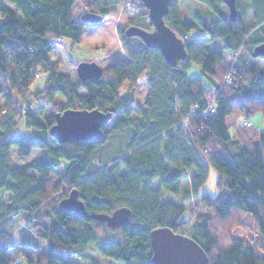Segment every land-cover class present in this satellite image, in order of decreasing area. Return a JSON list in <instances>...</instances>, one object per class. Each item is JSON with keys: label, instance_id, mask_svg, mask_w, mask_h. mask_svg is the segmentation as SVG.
<instances>
[{"label": "trees", "instance_id": "16d2710c", "mask_svg": "<svg viewBox=\"0 0 264 264\" xmlns=\"http://www.w3.org/2000/svg\"><path fill=\"white\" fill-rule=\"evenodd\" d=\"M77 1L83 14L104 17L112 7L138 3L142 11L130 17L129 26L153 30L149 9L140 0H0V189L11 192L9 202H0V264H12L17 244L29 264H74L70 258L77 256L88 257L80 264H101L87 255L92 244L117 264H151L152 230L169 226L180 232L187 212L195 217L188 235L204 247L208 264H264V132L244 122L231 134L226 124L230 114L248 118L264 111V68L259 65L264 57L252 56L264 42V0H237L235 20L224 0H198L210 11L194 18L182 17V0H172L165 18L186 43L185 60L171 66L159 49L122 29L127 57L105 67L100 79L86 81L64 73L51 55L64 40L75 47L93 25L76 20ZM220 40L224 51L210 47ZM226 54L238 55L239 62L227 67ZM194 64L202 76L189 75ZM145 73L150 90L135 110L129 103ZM42 74L48 77L45 84L35 85ZM29 94L52 113L37 114ZM20 101L28 107L20 108ZM71 108L113 112L112 129L133 133L126 151L111 159L98 157L97 150L109 141L105 128L102 140L57 142L50 127L57 113ZM23 116L32 131L15 135ZM13 148L20 155L34 148L44 154L16 165ZM64 163L62 177L55 179L52 170ZM211 167L218 171V187L228 189L223 196L200 190ZM190 171L191 186L183 193L182 178ZM74 186L90 213L127 206L130 221L110 228L61 208ZM249 212L252 225L244 219ZM17 217L33 230L19 243L11 235ZM220 222L231 229L227 237L217 233ZM239 227L244 234L236 237L232 231Z\"/></svg>", "mask_w": 264, "mask_h": 264}, {"label": "rangeland", "instance_id": "374dc122", "mask_svg": "<svg viewBox=\"0 0 264 264\" xmlns=\"http://www.w3.org/2000/svg\"><path fill=\"white\" fill-rule=\"evenodd\" d=\"M137 6L133 3L131 4V7H125V5L122 4L112 7L110 13L106 17H104V19L100 23L89 25L84 29V34L79 44H77L75 47H72V44H70L69 40H64L63 44L58 45L56 49L51 52L52 58L56 61H59L61 70L64 73L72 76L75 80L79 77L77 76V64L80 61H96L99 64H102L104 68L110 66L113 62L122 61L125 57H127V52H125L122 41H120V30L126 29L130 25V17H132V15H136L137 12L142 11L141 8L139 9L140 11H138ZM180 6L181 15L184 18H194V16H197V14L204 15L205 13H208V11H210L208 5H204L198 0H182L180 2ZM74 10L76 11V20L81 19L83 12H85V8H83L80 1H77L74 6ZM227 10L229 12L228 6ZM210 47L218 51H224L222 48L221 40L210 43ZM225 59V65L227 67H231L232 64L239 62L238 55L236 54H226ZM259 65L264 68V60L261 59L259 61ZM147 75L148 74L145 73V75H143L137 82L138 87L135 92V98L129 103V106H131L135 110L138 106H142L145 103L147 93L150 90L149 85L145 82ZM189 75L192 77H200L202 76V73L199 70V67L194 64L189 69ZM47 78V74H42L40 77H37L35 85L45 84ZM206 82L208 83V81ZM82 91H85V89H82ZM28 97L31 100V108H33V110L41 117L46 118L47 116H49V114L52 113V110H50V108L42 107L40 104H37L32 99V97H30V94ZM27 105V101H20V108L26 109L28 107ZM116 120L117 118L113 117V119L104 126V128L109 132V141L97 150L99 158H114L118 151H126L125 149H127L129 143L132 140L131 138L133 133H131L130 130L117 132L112 129V126L115 124ZM244 122H246L248 126L254 125L255 128L264 132V111H256V114H253L248 118L244 115H228L226 117L228 132L231 134L235 133V130H237L238 126L240 124H244ZM30 131H32V129L27 126L26 117L23 116L21 118H18L17 125L13 133L15 135L28 134V132ZM43 154V150H39L37 148L32 149L29 155L18 154L17 148H13L11 152L12 161L16 165L29 163L33 159L40 158V156H42ZM64 167L65 163L61 168H55L52 170V175L55 179H59L62 177ZM193 172L194 171H190L187 177L182 178L183 193L191 186V176ZM217 176V169L211 167L208 180L200 189L201 192L208 191L215 197L223 196L224 194H226L228 192V189H220L218 187ZM159 184L160 181L156 180L155 185L158 186ZM70 191L71 190H68L67 195L70 193ZM10 197V191L8 192L0 189V202H9ZM185 219L187 220V224L186 226H184V229L180 230V232L184 234H192L195 226V217L191 215L190 212H187L185 214ZM244 219L251 225L255 222L253 219V215L250 212L245 214ZM14 220L15 223L12 227L13 229L11 230V235L16 241H18L23 235H32L31 233L33 230H31V228L28 226L25 219H18L17 217ZM222 223L223 222L217 224V226L219 227L217 233L220 237H227L229 234H231V229L229 228V226H225ZM232 232H234V235L236 237L243 236L244 234L241 227L234 229V231ZM88 249L89 250L87 255H92V257L98 260V262H100L101 264H117L112 259H107L98 254L96 244L90 245ZM260 253L264 254V251L261 249ZM11 259L13 260L12 264H29L25 261L24 256L22 255L20 244H17V246L11 251ZM70 260L74 261V264H80L81 262H88V257L77 256L75 258L71 257Z\"/></svg>", "mask_w": 264, "mask_h": 264}, {"label": "water", "instance_id": "95a60500", "mask_svg": "<svg viewBox=\"0 0 264 264\" xmlns=\"http://www.w3.org/2000/svg\"><path fill=\"white\" fill-rule=\"evenodd\" d=\"M149 9V19L153 30L136 25L128 26L129 37L138 36L149 48L159 49L171 66L187 58V49L182 39L166 21L169 4L172 0H140ZM229 8L232 20L237 18V0H224ZM104 19L102 14L91 11L84 13L82 21L98 24ZM254 57H264V42L255 46ZM104 67L96 61H80L77 64V76L83 81L100 79ZM113 119V112L91 109H67L56 114L57 122L50 127L51 136L59 143L72 140H102L105 135L104 126ZM60 207L66 208L77 215L105 222L107 227L119 228L130 221L131 208L118 207L111 213H90L85 206L79 189L74 186L67 196L60 201ZM153 254L151 264H208L209 255L204 247L188 234L176 232L169 226L156 227L150 233Z\"/></svg>", "mask_w": 264, "mask_h": 264}, {"label": "built area", "instance_id": "2783aa9c", "mask_svg": "<svg viewBox=\"0 0 264 264\" xmlns=\"http://www.w3.org/2000/svg\"><path fill=\"white\" fill-rule=\"evenodd\" d=\"M226 80H228V82H232V80H230V78L229 77H227L226 78ZM215 110V103L214 102H212V104L210 105V111L212 112V111H214ZM184 123V122H183ZM182 126H183V124H182Z\"/></svg>", "mask_w": 264, "mask_h": 264}]
</instances>
